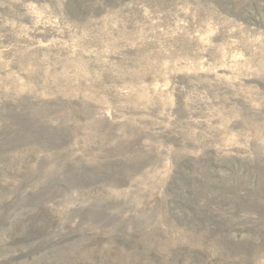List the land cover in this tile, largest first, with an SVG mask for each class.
Returning <instances> with one entry per match:
<instances>
[{
  "label": "rangeland",
  "instance_id": "374dc122",
  "mask_svg": "<svg viewBox=\"0 0 264 264\" xmlns=\"http://www.w3.org/2000/svg\"><path fill=\"white\" fill-rule=\"evenodd\" d=\"M0 264H264V0H0Z\"/></svg>",
  "mask_w": 264,
  "mask_h": 264
}]
</instances>
